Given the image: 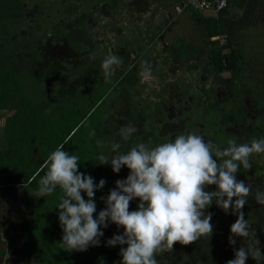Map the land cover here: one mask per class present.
I'll list each match as a JSON object with an SVG mask.
<instances>
[{"label":"trees","instance_id":"obj_1","mask_svg":"<svg viewBox=\"0 0 264 264\" xmlns=\"http://www.w3.org/2000/svg\"><path fill=\"white\" fill-rule=\"evenodd\" d=\"M28 1L33 0H15L14 2L0 0V32L3 33V36L0 33V40L8 44L10 40L13 41L14 33L4 28L9 24L11 27L15 25L18 30L24 27L25 39H34L33 42L28 40L32 50L24 46L26 42L17 45V50L20 51L18 59L12 56L16 50L10 51L9 48L5 52L0 50V118H3L0 130V194L4 197L3 202L6 207L8 206L11 210L13 208L20 210L21 213L18 221L19 224L23 223V228L16 231V240L19 241L17 256L24 260H31V264H120L122 259L119 255L120 248L126 245L108 246L106 242L113 235L122 234V228L109 223L107 228L101 229L103 236L99 238V246H89L82 252L65 251L61 244L63 232L56 209L62 192L57 188L49 196L35 197V191L40 177L44 175V172L40 171L43 161L59 144L66 141L63 150L80 157L78 171L90 175L94 183H98L101 179L105 180L104 187L97 190L94 197L98 213L105 208L101 197H106L109 191L115 188L109 187L110 184L106 179L112 177L119 180L126 179L129 170L122 166L118 173H114L110 165L99 164L97 157L100 154L111 157L114 154L111 150L113 142L121 144V152L128 151L134 146L133 136L125 141L117 131L116 135L108 138L106 115L104 114L105 118L103 115V120H92V116L100 112L110 90L115 92L116 85H120L119 80L126 68L128 69L130 62L124 63L122 59V64L114 67V74L110 78H105L101 65L98 68L100 76L95 75L91 73L88 67L89 60L85 58L86 61L82 62L83 65L81 63L80 71L85 82L77 81L76 67L71 59L76 55L75 51L78 47L70 44L71 37L66 34L65 40L68 47L64 51L65 57L63 60L53 57L54 50L51 47L53 40L56 39L54 35L57 31L56 25L49 20L47 24L44 22L43 27H46L44 30H33L32 24L28 23L22 10ZM34 1L51 8L58 2V0ZM76 1L77 8L82 7L80 13L88 14L95 25L99 17L105 18L106 22H103L100 28L110 33L112 29H119L116 17L124 13V10L127 13L126 16L144 15L148 13L150 4L154 2V0H94V3H88L85 0H64L63 9L75 7ZM160 1L170 6L178 2V0H158ZM17 6L21 8L19 15L22 17L23 25L16 22L15 17L11 15L13 11L15 14L18 12ZM225 10L224 8L213 16L190 11L188 18L203 31L201 40L202 47H205L207 51L204 55L206 72L214 76L219 73H229L232 80L239 78L240 70L234 67L239 60V54L235 53V48L230 45L226 36H224L225 44L217 43V39L225 35L222 23L225 20ZM85 26L91 38L93 28L90 29L89 23ZM160 36H158L159 39ZM152 38L153 35L149 40ZM200 47L193 49L197 56L201 55ZM168 49L173 50L172 46L166 45L161 53H166ZM224 49L227 51L224 52ZM35 51L38 52L37 55ZM46 51L50 54L49 59L43 55ZM99 54L103 59L104 51H100ZM22 56L26 58L28 64L38 65L36 69H40V74H37V84L45 83L44 88L37 89L33 86L34 89L30 91L26 81L28 75L25 71L21 73L20 70L22 63L21 66L15 63L23 59ZM184 56L185 53L179 50L174 54L171 62L185 63ZM189 68L197 69L196 65H191ZM140 75L141 72L138 77ZM36 92L38 95H34ZM116 124L119 125L120 121ZM117 128L120 130L119 126ZM38 172L39 175H37ZM213 189L214 185H211L206 190L214 191ZM19 191L22 194L15 202L12 200L13 192H16L18 197ZM82 196L87 199L85 194L82 193ZM138 203L137 199L131 201L129 210H137ZM205 211L212 213L213 232L210 238L201 237L188 245L176 243L171 251L156 255L158 264H226V261L234 258V251L247 243L244 239L234 237L236 244H229L230 226L235 222L236 216L231 214V211L226 214L214 202ZM242 211L249 221L250 231L255 232L261 253L264 254V219L259 215L252 216L244 209ZM98 213H94V217ZM0 255H4V252H0ZM246 264H264V256L256 260L249 257Z\"/></svg>","mask_w":264,"mask_h":264},{"label":"clouds","instance_id":"obj_2","mask_svg":"<svg viewBox=\"0 0 264 264\" xmlns=\"http://www.w3.org/2000/svg\"><path fill=\"white\" fill-rule=\"evenodd\" d=\"M90 58L95 59V55ZM122 62L116 54L105 56L101 62L105 78H110L114 67ZM141 75H151L148 61L141 62ZM136 131L127 124L119 133L127 141ZM65 143L59 144L43 161L40 171L44 175L35 191V197H45L57 188L61 190L56 209L65 251L82 252L89 246H99L101 229L112 223L123 232L113 235L106 243L126 245L120 248V264H158L156 255L171 251L176 243L188 245L201 237L210 238L212 213L205 210L214 202L226 214L231 211L236 216L230 226L229 244H236L234 237L247 241L226 264H246L249 257L256 260L264 256L242 211L254 188L251 183L237 179L241 168L252 167L250 158L254 154H264V138L244 142L230 139L221 146L191 131L154 147L137 143L126 152L120 151V143L113 142L114 154L98 155L99 164L110 165L114 173L123 166L129 174L126 179L115 181V188L101 197L105 208L95 217V192L106 182L101 179L94 183L90 175L79 172L80 157L63 150ZM211 185H215V190H206ZM254 198L264 205V189L255 188ZM134 199L139 201L137 210L130 211Z\"/></svg>","mask_w":264,"mask_h":264},{"label":"flooded vegetation","instance_id":"obj_3","mask_svg":"<svg viewBox=\"0 0 264 264\" xmlns=\"http://www.w3.org/2000/svg\"><path fill=\"white\" fill-rule=\"evenodd\" d=\"M63 2L64 0H58L51 8L33 0L28 1V4L22 7L28 23L32 24L34 28L33 30H44L46 28L43 27L44 22L47 24L49 20L56 25L57 31L54 34L56 39L53 40L51 48L54 50L52 55L55 54L59 60H63L64 51L68 47L65 38L66 34L69 36L70 34L69 28L66 29V27L70 26L68 25L70 21L75 19H72L75 14H59V11L63 10ZM85 2L94 3V0H85ZM77 6L78 3L75 7ZM37 7L42 10L34 14L33 9ZM81 9H78V14H76L78 18L74 23L78 21V27L86 29L85 24L90 23L92 26L93 23L88 14L80 13ZM52 15L55 19H50ZM59 15H63L64 21L59 18ZM44 18L48 19L43 21ZM169 24L170 22H168L167 28H169ZM36 26L38 29L35 28ZM105 32L107 33V31ZM133 35L136 40L134 44H130L128 40L118 43L119 46L121 44L118 56L123 59L124 63L130 62V65L120 79L119 90L113 92L116 98L127 106L126 113L123 114L126 116L125 120L129 118L131 125L140 128L132 135L133 139L147 135L145 144L154 147L160 143L174 140L178 134H187L191 131H196L214 145L221 146L230 139L244 142L253 138H264L263 85L259 90L251 86L243 89L244 83H237L235 79L230 80L229 73L227 75L219 73L214 76L207 73L204 67L199 70L198 67H196L197 69L189 68L191 64H175L171 62L173 57L170 56V51L174 52L171 49L163 53L166 55L165 60L153 57L150 66L152 75L149 80L143 78L142 75L138 77L141 72V62L148 60L149 56H144V51H136L139 38L135 35L139 34L134 32ZM79 43V54L76 53L71 60L74 61L76 67L75 79L83 83L85 79L80 72L82 55L85 54L87 60H90L92 53L87 50V46L81 47L82 42ZM122 45H124L125 52ZM100 47V51H104V57L110 53L113 54L111 46L106 43V38L100 42ZM89 69L91 72H95L90 66ZM147 86L149 89L152 88V93L144 91ZM142 108H145V111L141 113ZM118 121L120 120H116V123ZM141 124L143 125L141 126ZM107 126L110 130L109 125ZM250 164L252 166L250 169L241 168V171L237 173L238 180H243L246 184L251 183L254 188L253 194L247 197V204L243 209L252 216L259 215L264 219V205L258 204L254 198L255 188L264 189V154H254L250 158ZM213 190H215V185Z\"/></svg>","mask_w":264,"mask_h":264},{"label":"rangeland","instance_id":"obj_4","mask_svg":"<svg viewBox=\"0 0 264 264\" xmlns=\"http://www.w3.org/2000/svg\"><path fill=\"white\" fill-rule=\"evenodd\" d=\"M14 1L15 0H13V2ZM76 3L77 1L75 2V5ZM162 5H165V6H162ZM172 8L173 6H170L168 4L167 5L163 4L162 1L158 2V0H154V2L150 4V9L148 13L144 15L141 14L140 16H137V15L126 16L125 14L127 13L124 10V13H121L120 16L116 17V19L118 20V22L116 23L119 29H112V33L108 31L106 33L104 30H101L100 26L103 24V22H106V19L99 17L97 19L96 25L92 22L93 25L89 26L91 28L93 27V31H92L93 35H91V38H87L89 37V34H90L87 29H83V27L82 28L78 27V23H79L78 21L74 23V21L78 18L76 15L78 14L77 7L71 6L67 9H63L59 11V14L68 15L69 13L74 14V12H76V14L72 17V19L74 18L75 19L73 21H70L69 24L67 23L70 26L66 27V29L69 28L68 30H69V34L71 37V38L69 37L71 39L70 44L73 45V47L77 48L80 46L79 42H82L84 46H87L88 48L87 50L91 51V53L95 55V59L89 58L90 59L89 66L93 70L96 71V72H91L93 74L96 73L97 75L100 76V73L98 74L99 71H97L102 62L101 61L102 59L99 54L100 49H101L100 42H102L106 38V43L107 45L111 46L112 52H114V54L116 55H119L120 54L119 47L121 46V44L119 46L118 43H120V41L122 40H128L130 44H134L136 42V40L133 38L134 32L135 34H139V35H135V36H138L139 38V43H137L136 45L137 47L136 51L138 52L144 51L145 52L144 56H149V59L146 60L148 61L149 66H151L152 60L154 58H157L159 60L160 59L165 60L166 55L161 53L162 48H163L162 46L170 45L172 46L175 53L179 52V50L182 51L183 54L185 53V56L183 58L185 59V63L187 65L188 64L189 65L191 64L193 66L196 65V67H198V69L201 70L204 67V62L206 63V57H204V55L207 52L206 48L202 47L203 43H202L201 37H202L203 31L200 27L194 25L193 22L188 18V14L186 15V13H189V12L183 13L181 15H175ZM17 10L18 12L16 14H15V11H13L11 12V15L15 17L16 22L18 21L20 25H23L22 17L21 15H19L21 8L17 6ZM33 10H34V14H36L40 12L42 9L40 7H37ZM47 11L49 12V9ZM63 15H59V18H61V20H63ZM45 19H48V18H44L43 21ZM50 19H55V18H53V15H52ZM243 19L244 17H241V18L240 17H227L224 20V22H222L224 26V34L231 36V38L227 37L230 42V45L233 48H235L234 49L235 53L239 54L238 55L239 60L235 63V66H234L236 69L240 70L239 79L238 78L235 79L236 80L235 82L244 83L243 89H247L249 86H251L259 90L261 88L260 87L261 85L264 86V24L256 23V24L247 25L245 24ZM168 22H170V24H169V28L167 29ZM4 25L5 23L2 24L1 30L4 27ZM4 28L9 29L11 32H13L14 34L13 33L12 34L14 36L12 35L13 41L10 40L11 42L9 44L7 42H2L0 40V50H3L4 52L7 51L8 48L10 51L16 50L15 54H13L12 56L16 57L17 59L18 57H20V51L17 50L18 44H24L26 42L24 46L32 50L31 45L28 42V40L30 42L31 41L33 42L34 39L33 38L28 39V40L25 39L26 33L24 32V29H25L24 27L22 29L19 28L18 30L15 25L11 27V24H9L8 27H4ZM35 28L38 29L37 26ZM163 29L164 31H162ZM152 35H153V38L149 40V38ZM159 35H161L160 39L158 38ZM1 36H3V33H1ZM217 43L218 45L225 44V37L224 38L219 37L217 39ZM83 45H81V47H83ZM12 46L14 47L12 48ZM122 47H123L122 48L123 51L125 52L124 45H122ZM199 47L202 52H201V55L197 56V54H195L193 49L196 50ZM223 51L226 52L227 49H224ZM35 52L37 55L38 52L37 51ZM75 52L79 54L78 50ZM170 52H171L170 56L173 57L174 52L172 51ZM43 55H45L47 59H49L48 57H50V54H48L47 51L44 52ZM52 56L54 57L56 55L53 54ZM5 57L7 58L8 54L5 55ZM22 57L23 59H19L15 61V63L17 64L19 63L18 65L22 63L21 64L22 66L20 65L22 67L20 70H21V73L25 71L26 75H28L26 81L28 82L27 84L29 85L28 88L30 89V91L34 89L33 86H36L37 89L40 87L44 88L46 85L45 83L37 84L38 82L37 74L38 73L40 74V71H39L40 69H36L38 68V65L36 63L28 64L26 58L24 56ZM86 57L87 56L85 54L82 55L81 63L86 61L85 59ZM151 75H152V72H151ZM223 75H227V73H223ZM143 78H146V80H149V78L151 77L143 76ZM119 83H121L120 80H119ZM119 88H120V85H116L115 89L117 91L119 90ZM116 90L115 92H117ZM144 91L151 92V93L153 92L152 88L149 89V86L145 87ZM143 93L147 94L145 92ZM34 95H38V93L36 92L34 93ZM126 109H127V106L123 105L119 101V99L116 98V95L113 92H111L106 97L105 103H103L102 107L100 108V112L94 113V115L92 116V120H103L106 115L105 123L106 125H109L110 130H107V132L106 131L105 132L108 135V138H111L112 136L116 135L117 131H119L117 126L121 128L127 124H131L130 119L127 118V120H125L126 116L125 115L123 116V114L126 113ZM140 111L141 113L144 112L145 108H142ZM103 115H104V118H103ZM116 120H120L119 125L116 124ZM2 124H3V118H0V130H1ZM142 125L143 124H141V126ZM135 128L137 129V131H139L140 129L137 126H135ZM110 131H113V132H110ZM145 139H147V135L140 136L139 138L136 137L134 141L132 138V144L135 146V144L137 143H145ZM150 146L151 145H149V147ZM117 180L119 179H116L115 177L106 179L107 183L110 184L109 187H113V188L115 187V181ZM21 194L22 192L19 191L18 197H17L16 192H13L12 200L16 202L17 199L21 196ZM3 200H0V228L3 229L7 225L6 223V217L8 213L7 210L10 209L9 213L12 214V219H13V222L15 223V232H13V234L16 237V231L21 230V228H23V223L19 224V221H18L20 214H21L20 210L11 211V208H8V206L6 207L4 205ZM8 200L10 201V199ZM8 200L6 201L8 202ZM28 201H30V199ZM96 213H98V210H96ZM5 232L6 231L4 230H0V234L5 233ZM10 240L13 242L15 240L14 236H12ZM16 242H19V241L16 240Z\"/></svg>","mask_w":264,"mask_h":264},{"label":"crops","instance_id":"obj_5","mask_svg":"<svg viewBox=\"0 0 264 264\" xmlns=\"http://www.w3.org/2000/svg\"><path fill=\"white\" fill-rule=\"evenodd\" d=\"M175 4L173 6H175ZM225 9V19L227 17H244L243 20L247 25L256 23L264 24V0H226ZM187 14L189 16V13H186V15ZM204 15L213 16L214 14L209 13ZM224 36L231 38L229 35H222L220 38H224ZM0 199L3 200L4 197L0 196ZM13 210L16 209L13 208ZM7 212V225L3 229L0 228V230L6 231L0 234V252H4V255H0V264H5L6 257L7 264H31V260H24L17 256L19 243L16 242V237L13 234V232H15V223L13 222L12 214L9 213L10 209H8ZM12 236L15 238L13 242L10 240Z\"/></svg>","mask_w":264,"mask_h":264},{"label":"built area","instance_id":"obj_6","mask_svg":"<svg viewBox=\"0 0 264 264\" xmlns=\"http://www.w3.org/2000/svg\"><path fill=\"white\" fill-rule=\"evenodd\" d=\"M226 0H178L172 10L175 15L186 12H200L202 14H215L224 9Z\"/></svg>","mask_w":264,"mask_h":264}]
</instances>
